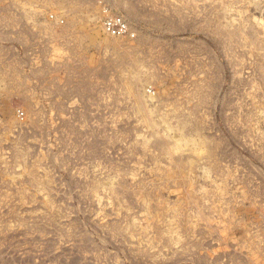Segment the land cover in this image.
I'll return each mask as SVG.
<instances>
[{
    "label": "rangeland",
    "instance_id": "rangeland-1",
    "mask_svg": "<svg viewBox=\"0 0 264 264\" xmlns=\"http://www.w3.org/2000/svg\"><path fill=\"white\" fill-rule=\"evenodd\" d=\"M64 1L0 0V264H264V0Z\"/></svg>",
    "mask_w": 264,
    "mask_h": 264
},
{
    "label": "built area",
    "instance_id": "built-area-1",
    "mask_svg": "<svg viewBox=\"0 0 264 264\" xmlns=\"http://www.w3.org/2000/svg\"><path fill=\"white\" fill-rule=\"evenodd\" d=\"M53 19V16L51 15ZM101 30L108 36L115 38L134 39L136 37L135 30L131 25L120 16H108L101 22ZM61 37V36H56Z\"/></svg>",
    "mask_w": 264,
    "mask_h": 264
},
{
    "label": "crops",
    "instance_id": "crops-1",
    "mask_svg": "<svg viewBox=\"0 0 264 264\" xmlns=\"http://www.w3.org/2000/svg\"><path fill=\"white\" fill-rule=\"evenodd\" d=\"M59 1H63V0H59ZM79 1V0H78ZM64 4H72V3H70L69 2V0H65L64 2H63ZM79 4H81V5H78V4H76L75 3V5L74 4H72L71 6H70V8H72V9H66V10H68L69 12H70V14H71V16L75 13V9H80L81 10V8L83 7V4H82V1L80 0V3ZM75 6L76 7H78V8H75ZM75 8V9H74ZM69 26H71V22H70V25ZM78 43H80V42H78Z\"/></svg>",
    "mask_w": 264,
    "mask_h": 264
},
{
    "label": "bare ground",
    "instance_id": "bare-ground-1",
    "mask_svg": "<svg viewBox=\"0 0 264 264\" xmlns=\"http://www.w3.org/2000/svg\"><path fill=\"white\" fill-rule=\"evenodd\" d=\"M83 4V3H82ZM82 6V5H81ZM127 11V10H126ZM134 15V14H133ZM51 16V15H50ZM128 21V20H127ZM70 25V24H69ZM72 26V25H71ZM62 28V27H61ZM111 39V38H110ZM135 40V39H134ZM112 42H113V40H111ZM118 44V43H117ZM116 46V45H115ZM75 50L76 49H73V48H71V51H70V53H73V52H75Z\"/></svg>",
    "mask_w": 264,
    "mask_h": 264
}]
</instances>
